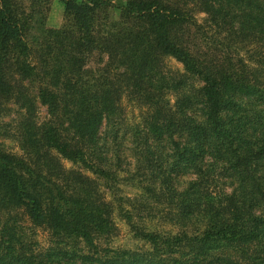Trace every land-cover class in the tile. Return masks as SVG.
<instances>
[{"label": "trees", "instance_id": "obj_1", "mask_svg": "<svg viewBox=\"0 0 264 264\" xmlns=\"http://www.w3.org/2000/svg\"><path fill=\"white\" fill-rule=\"evenodd\" d=\"M50 1L0 0V264H264V0Z\"/></svg>", "mask_w": 264, "mask_h": 264}, {"label": "rangeland", "instance_id": "obj_2", "mask_svg": "<svg viewBox=\"0 0 264 264\" xmlns=\"http://www.w3.org/2000/svg\"><path fill=\"white\" fill-rule=\"evenodd\" d=\"M64 23V10H63V4L60 0H51L50 1V10L48 13V20L47 25L51 28H59ZM165 64L166 67L171 71H178L181 73H184V67L181 63L176 61L174 58L167 57L165 58ZM38 107V119L39 123L44 122L47 119V111L46 107L37 104ZM126 118L128 123L138 122L140 120V111L135 108H131L130 106H127L126 108ZM109 131V127L104 126L102 128V133L106 134ZM128 137L126 135H122V132H119V144L122 150V153L124 156L128 158V161L133 163V154L130 151V145L129 141H127ZM125 144V145H124ZM6 146H9L12 148L15 152H18V147L13 140H6ZM64 165L67 168L72 167L70 162L64 161ZM133 169V165L130 167ZM192 179L191 174H185L180 175L176 178V186L178 189H183L186 187L187 183ZM136 186V185H135ZM132 185V182H127L125 180H122L119 183V187L121 191L118 192V195L123 198H130L133 196V194H137V188ZM157 219L155 220V222ZM150 222H147L146 224H149ZM157 224V223H156ZM116 229L112 236H110L108 239L104 240L102 243V248H108L110 250H136L141 249L144 247V243L138 240L135 237V231L131 229V227L126 223L125 220L121 218H117L115 220ZM161 226V225H160ZM36 239L40 243L41 246H46L48 244V236L47 233L43 230H37L36 231Z\"/></svg>", "mask_w": 264, "mask_h": 264}]
</instances>
